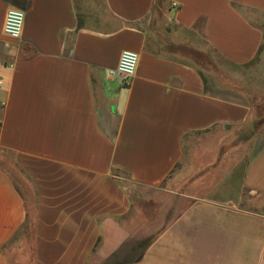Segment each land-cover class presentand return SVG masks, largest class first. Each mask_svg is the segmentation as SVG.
<instances>
[{
	"label": "crops",
	"instance_id": "0c3cea01",
	"mask_svg": "<svg viewBox=\"0 0 264 264\" xmlns=\"http://www.w3.org/2000/svg\"><path fill=\"white\" fill-rule=\"evenodd\" d=\"M0 81V264H264V0H0Z\"/></svg>",
	"mask_w": 264,
	"mask_h": 264
},
{
	"label": "built area",
	"instance_id": "2783aa9c",
	"mask_svg": "<svg viewBox=\"0 0 264 264\" xmlns=\"http://www.w3.org/2000/svg\"><path fill=\"white\" fill-rule=\"evenodd\" d=\"M26 14L23 10L11 8L7 10L3 25V33L9 40H18L22 36L25 25ZM139 63V55L131 50L121 52L119 62L115 68L109 70L111 78L119 80L123 85L128 86L136 75ZM3 83L0 81V88Z\"/></svg>",
	"mask_w": 264,
	"mask_h": 264
},
{
	"label": "rangeland",
	"instance_id": "374dc122",
	"mask_svg": "<svg viewBox=\"0 0 264 264\" xmlns=\"http://www.w3.org/2000/svg\"><path fill=\"white\" fill-rule=\"evenodd\" d=\"M263 120H264V118H261V117H260V119L258 118L257 123H256L257 129H260V127L263 125V123H264ZM259 142L260 141H258V144H259ZM142 203H144V201H142ZM141 233H143V232H141ZM132 258H134V255L130 254L129 255V262L132 261Z\"/></svg>",
	"mask_w": 264,
	"mask_h": 264
}]
</instances>
